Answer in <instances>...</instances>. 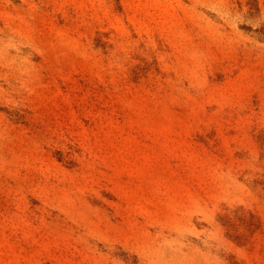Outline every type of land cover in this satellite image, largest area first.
<instances>
[{"label":"rangeland","instance_id":"374dc122","mask_svg":"<svg viewBox=\"0 0 264 264\" xmlns=\"http://www.w3.org/2000/svg\"><path fill=\"white\" fill-rule=\"evenodd\" d=\"M0 264H264V0H0Z\"/></svg>","mask_w":264,"mask_h":264}]
</instances>
